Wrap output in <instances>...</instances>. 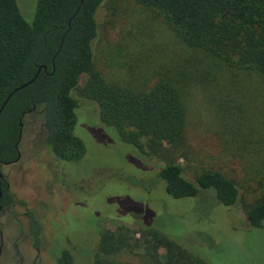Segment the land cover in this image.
Segmentation results:
<instances>
[{"label": "rangeland", "instance_id": "1", "mask_svg": "<svg viewBox=\"0 0 264 264\" xmlns=\"http://www.w3.org/2000/svg\"><path fill=\"white\" fill-rule=\"evenodd\" d=\"M16 1L32 23L37 0ZM98 22L96 70L108 83L138 92L160 79L176 82L187 110L185 143L166 158L145 157L101 121L96 103L79 94L75 134L87 152L80 162L56 165L41 112L30 114L21 160L3 168L18 203L0 215V264H56L65 250L72 253L71 264H150L140 249L101 253L102 231L122 227L136 239L140 231L156 230L206 264H264V223L250 228L246 214L264 194V78L228 72L187 47L136 0H108ZM87 79L82 77L81 89ZM173 162L192 182L210 171L234 181L239 203L225 207L212 189L174 199L159 180L160 169ZM40 163L47 173L39 168L37 174ZM30 215L44 224L39 254L30 239ZM159 251L164 258L162 244Z\"/></svg>", "mask_w": 264, "mask_h": 264}, {"label": "trees", "instance_id": "2", "mask_svg": "<svg viewBox=\"0 0 264 264\" xmlns=\"http://www.w3.org/2000/svg\"><path fill=\"white\" fill-rule=\"evenodd\" d=\"M108 0H37L34 20L28 23L16 0H0V109L16 93L0 116V161L19 158L21 120L41 112L46 146L58 161L80 162L84 142L75 134L79 102L97 104L101 121L119 132L120 138L143 156L168 157L185 143L187 110L176 82L160 79L148 91H135L108 83L94 65V44L99 35L98 14ZM151 11L189 48L219 61L228 72L264 78V0H136ZM79 10V11H78ZM78 11V12H77ZM46 68V69H45ZM88 79L83 89L82 77ZM159 180L174 199L196 198L214 190L218 202L233 208L240 201L234 181L216 172H204L195 182L173 162L162 167ZM0 205L16 199L2 179ZM250 228L264 223V194L246 208ZM34 247H40L42 224L31 220ZM165 249L162 258L159 245ZM143 250L150 264H206L186 248L158 231L133 232L122 227L101 233L100 251L115 255L122 250ZM65 252L61 264H71Z\"/></svg>", "mask_w": 264, "mask_h": 264}, {"label": "flooded vegetation", "instance_id": "3", "mask_svg": "<svg viewBox=\"0 0 264 264\" xmlns=\"http://www.w3.org/2000/svg\"><path fill=\"white\" fill-rule=\"evenodd\" d=\"M33 113H35V112H33ZM33 113H29L28 114V116L30 115V114H33ZM27 116V117H28ZM26 117V118H27ZM25 118V119H26ZM22 124H23V127H22ZM21 127H22V129H21V132H22V135H21V139H19V143H21L22 142V136H23V128H24V123H23V121L21 120ZM46 143V142H45ZM47 147V146H46ZM47 149H48V152H49V154L51 155V157H52V159H53V164L55 163H60V161H58V160H56L54 157H53V155L51 154V151L49 150V148L47 147ZM21 156H22V153H21V151L19 150V158H18V160L17 161H15V162H13V163H6V164H4V167L5 166H7V165H15L16 163H18L20 160H21ZM62 162V161H61ZM56 164V165H57ZM36 172H37V174L39 175V168H44V170H45V173H47L48 171H46V165L45 164H43V163H40V164H37L36 165ZM43 170V169H42ZM56 172V171H55ZM3 173V172H2ZM62 173V172H61ZM44 173H42L41 175H43ZM3 180L5 181V183H7L8 184V188H9V190L12 192V194L14 195V197H15V199H16V202L12 205V206H14V205H16L17 203H18V201H17V198H16V196H15V194H14V192L12 191V189H11V186L9 185V183L7 182V180H6V178H5V176H4V174H3ZM50 180H52V178L50 179ZM64 187V189H67V187L66 186H63ZM3 191V190H2ZM67 191H69V190H67ZM2 197H3V195H2ZM2 199V198H1ZM0 199V200H1ZM9 207H11V206H9ZM6 208H8V207H6ZM6 208H4L3 206H1L0 205V215H1V212L2 211H4ZM30 218H29V233H30V239H31V243H32V247L37 251V253L39 254L40 253V248H41V243H42V233H43V230H44V224H43V222L38 218V217H36V216H34V215H30L29 216ZM33 219H36L38 222H40L41 224H42V229H41V235H40V247L39 248H36V247H34V238L32 237V233H31V227H32V224H31V220H33ZM1 247V251H2V245L0 246ZM65 252H68L69 254H70V256L72 257V253H71V251H69V250H65L62 254H61V256L60 257H58L57 258V260H56V264H61V263H59V259H61V258H63L64 257V254H65ZM0 254H1V252H0ZM37 256L38 255H36L35 256V259L37 258ZM72 260H73V257H72ZM49 261H50V257H49ZM51 262V261H50ZM35 264H37V263H35Z\"/></svg>", "mask_w": 264, "mask_h": 264}, {"label": "water", "instance_id": "4", "mask_svg": "<svg viewBox=\"0 0 264 264\" xmlns=\"http://www.w3.org/2000/svg\"><path fill=\"white\" fill-rule=\"evenodd\" d=\"M84 2V0H82V3ZM79 11V10H78ZM77 11V12H78ZM42 67L39 69L38 71V74L31 80L29 81L28 83L16 88L12 93H10V95L7 97V99L5 100V102L3 103L1 109H0V116L1 114L3 113L4 109L6 108V106L8 105L9 101L11 100V98L16 94L18 93L19 91L29 87L31 84H33L35 82V80L37 79L40 71H41ZM46 69V68H45ZM22 127H23V124H22ZM21 135H22V132H21ZM21 135H20V139H21ZM3 179V173H2V170H1V161H0V183H1V180ZM2 195H3V191H2V188L0 186V199L2 198ZM0 252H1V247H0Z\"/></svg>", "mask_w": 264, "mask_h": 264}]
</instances>
